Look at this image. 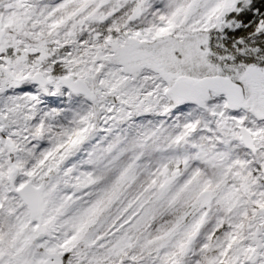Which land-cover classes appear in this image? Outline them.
I'll use <instances>...</instances> for the list:
<instances>
[{
	"label": "snow or ice",
	"instance_id": "1",
	"mask_svg": "<svg viewBox=\"0 0 264 264\" xmlns=\"http://www.w3.org/2000/svg\"><path fill=\"white\" fill-rule=\"evenodd\" d=\"M0 264H264V0H0Z\"/></svg>",
	"mask_w": 264,
	"mask_h": 264
}]
</instances>
